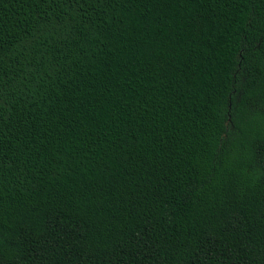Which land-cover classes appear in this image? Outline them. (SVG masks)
Returning <instances> with one entry per match:
<instances>
[{
  "label": "trees",
  "instance_id": "obj_1",
  "mask_svg": "<svg viewBox=\"0 0 264 264\" xmlns=\"http://www.w3.org/2000/svg\"><path fill=\"white\" fill-rule=\"evenodd\" d=\"M0 264H264V0H0Z\"/></svg>",
  "mask_w": 264,
  "mask_h": 264
}]
</instances>
